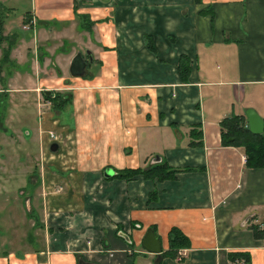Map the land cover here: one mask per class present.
<instances>
[{
  "label": "crops",
  "instance_id": "1",
  "mask_svg": "<svg viewBox=\"0 0 264 264\" xmlns=\"http://www.w3.org/2000/svg\"><path fill=\"white\" fill-rule=\"evenodd\" d=\"M19 1L0 0L6 17ZM25 1L20 28L24 19L32 22L21 30L42 44L35 55L43 66L55 62L54 43L83 30L82 43L99 69L70 76L81 88L69 125L53 118L57 111L37 128L39 173L33 172L22 204L33 214L26 223L22 216L10 219L0 264H244L230 259L238 253L250 256L248 264H264V238L252 232L264 233V169L247 168L241 149L222 147L219 128L248 108L264 119V0ZM205 9L213 18L200 13ZM1 36L12 46L22 39ZM61 50L64 58L55 63L68 64L80 52ZM181 55L190 61L185 82L177 71ZM52 74L17 90L20 104L39 109L42 81L65 79ZM195 125L200 147L188 146ZM54 126L53 141L46 135ZM52 143L61 144L55 153ZM156 158L190 170L163 182L105 177L108 170L111 177L116 170L147 169ZM151 191L156 199L149 202ZM172 227L190 240L181 261L164 255ZM149 228L162 245L158 262L140 246Z\"/></svg>",
  "mask_w": 264,
  "mask_h": 264
},
{
  "label": "rangeland",
  "instance_id": "2",
  "mask_svg": "<svg viewBox=\"0 0 264 264\" xmlns=\"http://www.w3.org/2000/svg\"><path fill=\"white\" fill-rule=\"evenodd\" d=\"M12 4L14 6L11 16L6 17L4 15V9L0 7V21H2V26H0L1 35L10 32L22 38L15 42L13 46L7 41L4 43L2 41L0 45V251L3 250V246L5 250L9 249L8 243L5 242L12 233L11 227L13 226L9 225L10 219L12 218L13 222L22 216L24 218V223H26L28 222L26 221L27 217L33 214L28 205L22 207V204L25 203L28 197L29 193L26 192L33 182L31 181L34 175L33 172L38 169L37 173H39V164L41 160L37 155L38 153L33 154L35 152L34 146L37 144V128L41 127L45 119H49L46 115L49 117V115L56 114L57 111L59 114L53 116V118H57L60 124L69 125L73 119L70 105L73 104L74 92L81 88V86H78L81 81L70 77L69 65L71 61L68 64L66 60L64 63L62 61L55 63L57 58H64V53L61 48L67 53L75 46L81 54L85 55V53L89 51L94 58L92 50L86 48L85 44L82 43V33L80 32L83 30H79L80 32L71 34L72 39H69L70 41L66 39L62 44L54 43L56 47L55 62L43 66L41 60H38L35 55L37 47L42 46V44L40 42L35 44L32 42V37L28 38L27 32L22 31L23 26L28 24L24 23L25 19L20 28L27 2L22 0L16 3L13 2ZM9 6V3L4 5L5 8ZM37 31L34 37L38 36ZM61 32L65 33V28L62 27ZM67 37L68 35H66V38ZM8 51L11 57L9 54L5 61L4 54ZM98 69L99 65L93 60V63H91L87 69L89 72L86 76L91 75L93 71L95 72V70ZM51 73H54L52 77L62 75L65 79L62 81H42L39 88L41 90H54L55 94L66 96L71 100L65 101V106L60 108V111L55 110L44 100L40 91L37 99L39 109L31 102L20 104L17 96L21 94L16 91L19 89L35 88L40 80L47 79L50 77ZM29 95L32 94L30 93ZM57 126H54L55 131L51 132L54 135H56L55 132L58 131ZM60 136L57 141L62 139V136ZM46 137H48V134ZM31 146L33 151L31 150L30 154L33 158L29 155L27 159L24 155L30 152L29 147ZM58 146L61 147V144ZM46 152H48V150ZM34 158H38L37 160L39 161H35ZM20 190H24L25 192L20 193ZM25 204H27V202ZM28 229L29 227L25 228V233Z\"/></svg>",
  "mask_w": 264,
  "mask_h": 264
},
{
  "label": "trees",
  "instance_id": "3",
  "mask_svg": "<svg viewBox=\"0 0 264 264\" xmlns=\"http://www.w3.org/2000/svg\"><path fill=\"white\" fill-rule=\"evenodd\" d=\"M200 13H209L210 17L213 18V13L211 10H202ZM83 19L87 20V16H82ZM29 21L24 20V23ZM90 23L87 24L89 29ZM3 39L0 33V45ZM148 49L153 50L151 41L148 39ZM9 56V51L5 52L4 60L6 61ZM177 71L182 79V81L187 80V76L190 72V61L189 59L181 55L179 57ZM44 97V96H43ZM64 96L56 94V99L44 97V100L50 102L52 108L55 110H60L65 105V101L70 99H64ZM220 128V145L222 147H233L236 149H241L245 157V165L249 169H264V133L262 135L251 134L246 125V120L243 115H230L219 123ZM202 145V134L199 125L193 126V130L190 133V142L188 146L190 147H200ZM190 168H171L167 164L155 163L152 164L147 169H122L114 171V175L110 179H118L130 181L137 177H142L148 181L163 182L168 180H175L177 174L182 171H189ZM149 202L156 199V191H151L148 195ZM37 221V220H36ZM252 232L255 238H264V233L259 231L258 228L253 227ZM168 249L164 252V255L174 259L176 257L177 251L181 249H187L190 247V240L185 236L178 228L172 227L168 232ZM232 261L243 260L244 264L250 262V256L248 254H234L230 255Z\"/></svg>",
  "mask_w": 264,
  "mask_h": 264
},
{
  "label": "water",
  "instance_id": "4",
  "mask_svg": "<svg viewBox=\"0 0 264 264\" xmlns=\"http://www.w3.org/2000/svg\"><path fill=\"white\" fill-rule=\"evenodd\" d=\"M88 63H93V56L92 54L87 51L85 53ZM86 61L84 60L82 54L80 52H77L73 58L71 59L70 65H69V74L71 77H83L87 70H86ZM43 96L47 98H53L54 92L51 90H44ZM244 116L246 118V125L248 131L253 135H262L264 133V119H262L253 109L248 108L244 111ZM50 151L55 153L58 151V145L57 143H52L50 145ZM159 158H156L152 164L158 163ZM109 170L105 171V177L110 178L109 176ZM142 250H144L147 253L156 255L157 262L161 259V253H162V245L160 242V239L157 237V235L154 233L153 228L147 229L144 236L141 239L140 244ZM79 264H90L85 263L82 260H78Z\"/></svg>",
  "mask_w": 264,
  "mask_h": 264
},
{
  "label": "built area",
  "instance_id": "5",
  "mask_svg": "<svg viewBox=\"0 0 264 264\" xmlns=\"http://www.w3.org/2000/svg\"><path fill=\"white\" fill-rule=\"evenodd\" d=\"M32 25H33L32 22L26 24L25 26H23V30H29L30 26H32ZM47 134H48V137L50 138V140H53V141L55 140L56 137L53 133L48 132ZM183 253H184L183 250H179L177 252V257H176L177 261H181L185 257ZM237 264H242V263L239 262Z\"/></svg>",
  "mask_w": 264,
  "mask_h": 264
},
{
  "label": "flooded vegetation",
  "instance_id": "6",
  "mask_svg": "<svg viewBox=\"0 0 264 264\" xmlns=\"http://www.w3.org/2000/svg\"><path fill=\"white\" fill-rule=\"evenodd\" d=\"M82 56H83V58H84V60L86 61V64H87V66H86V70L89 68V63H88V59H87V57L84 55V54H82ZM53 99H56V94L54 93V97H53Z\"/></svg>",
  "mask_w": 264,
  "mask_h": 264
}]
</instances>
